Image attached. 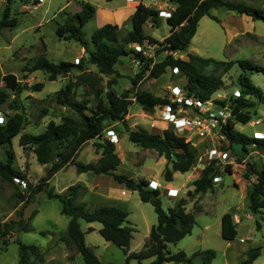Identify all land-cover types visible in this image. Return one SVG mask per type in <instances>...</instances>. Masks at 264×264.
I'll use <instances>...</instances> for the list:
<instances>
[{
  "label": "rangeland",
  "instance_id": "1",
  "mask_svg": "<svg viewBox=\"0 0 264 264\" xmlns=\"http://www.w3.org/2000/svg\"><path fill=\"white\" fill-rule=\"evenodd\" d=\"M227 1L243 3L264 11V0ZM32 2L33 0H12L9 6V17L16 21V25L0 32V91L9 94L8 100L0 108L1 118L5 122L14 114L23 117L22 130L12 139L11 146L0 147V162L5 161V149L11 148L15 155L12 168L15 171H21L26 178L23 181L26 186L23 188L15 181L17 179L11 183L0 177V224L11 222L15 224L19 221L22 225L27 221L30 223L28 232H18L19 227L11 225L14 234L0 237V264H19L16 240L26 245L36 246L43 255V264H84L79 254L73 249H66L59 241L67 229L69 219L60 214L61 205L57 200L47 198L48 190L61 194L69 186L79 184L85 191H81L78 203L84 204L89 209L115 206L127 211L128 224L134 230L128 248L131 252H137L143 248L150 228L157 223L153 207L148 203H142L137 192L129 191L121 184V188L116 187L117 183L112 178L100 175L96 181L100 182L101 187L99 186L97 190L102 191L103 194H98L96 191L94 193L91 186L95 175L77 174L73 166H67L56 173L45 190L34 196L33 203L27 206L20 203L17 194L26 197L29 186L32 188L38 184L50 165H40L29 149H22L18 145L19 136L40 134L49 123L59 124L64 116L77 119L74 112L58 104L55 98V93L69 83L74 85L75 100L87 101L91 109L97 104L95 93L98 91L101 92L100 98L103 102H106V94L110 91L117 97L126 93L130 105L123 121H104L101 136L86 143L75 160L84 164L95 163L101 153L95 145L105 144L109 141L108 133L113 132L118 139L114 144L115 153L121 161L116 174L125 175L136 181L145 180L148 183L157 180L160 185L159 199L165 211L173 208L177 201L185 200L186 212L193 215L195 225L189 236L175 245L167 246L170 253L183 251L187 256H191L197 251L212 250L215 258L211 264H225V262L243 264L247 259L245 252L259 247L256 264H264V255L261 254V250H264V209L257 216L249 211L247 194L250 186L243 182V180H251L243 176L245 163L264 166V149L252 147L244 153L240 146L228 145L225 138H221V131H216L210 138H201L195 130H192L185 139L194 148L197 156L196 163L188 173L175 174L173 184L176 186L183 184V186L176 197H168L163 188L165 180L162 175L165 166L160 163V160L158 161L157 153L142 149L130 142L126 131L143 129L150 134H162L164 130L173 129L178 134L179 131L171 123L165 122L156 108L153 112H145L136 103L134 95L147 92L170 101L173 97L171 89L174 86L182 87L185 82L183 77H175L173 71L166 69L165 73L158 78H152L149 75L150 69L153 65L162 62L166 54L157 46L149 45L129 46L128 49H132L133 53L119 59L112 75L99 74L94 66L86 63L87 56L83 48L74 41H64L62 36L58 37L56 34L57 27L63 24L66 18L58 13L65 9L70 14H81V2L95 9L93 17L82 28L83 38L88 41L95 30L106 24L116 25L120 36H124L131 29V16L127 15L128 10L125 9L132 10L133 13L140 2L151 9L170 13L173 6L168 0H111L109 2L106 0H39L37 5H33ZM6 6V0H0V18ZM121 11L124 13L120 14ZM159 17L161 23L158 28L146 24L144 30L148 36L161 42L169 34V27L165 22L166 18L160 15ZM213 18H216L218 22ZM138 53L139 58L136 56ZM188 54L217 61L248 60L255 66L264 68V22L253 21L250 17L240 16L224 9L211 10L209 16L201 18L198 22L196 33L188 49L185 52L174 53L173 58L186 61ZM41 56L55 64L64 61L76 65L82 62L83 68L82 70L71 69L68 74L57 77L53 82H48V75L40 71L27 74L24 78L26 73L23 69L29 67ZM146 64L148 70L144 69ZM205 72L210 73L211 68H207ZM6 74L14 75L21 85L30 87L37 83H44V88L39 92L24 90L16 95L9 92L1 80V77ZM239 75L241 72L236 65L223 75V87L212 97L215 104L218 101L227 100L233 90H238ZM247 76L264 96V76L254 71L247 72ZM255 109L256 113L252 115L251 123L259 119L260 124L254 126H250L249 123L236 124L234 131L247 137H253L252 135L256 132H264V97L257 103ZM177 113L178 117L187 115L192 119L196 116V112L192 109L186 113L180 111ZM210 147L230 150L235 158L232 159L234 165H229L232 167L231 173L228 174L225 171V165H215L217 175L222 182H212L211 190L189 196L187 191L193 190L191 185L193 177H199L204 169L207 162L205 154ZM162 160L164 161L163 158ZM33 211H36V215L29 220ZM224 214H233L239 219L235 226L236 237L233 241L228 242L221 237V218ZM256 221L261 225L259 231L256 229ZM79 224L84 233L87 228H93L92 232L84 235L85 244L92 249L101 263L125 264L122 251L105 242L98 234L101 228L98 223L87 224L80 220ZM70 257L73 259L70 260Z\"/></svg>",
  "mask_w": 264,
  "mask_h": 264
},
{
  "label": "trees",
  "instance_id": "2",
  "mask_svg": "<svg viewBox=\"0 0 264 264\" xmlns=\"http://www.w3.org/2000/svg\"><path fill=\"white\" fill-rule=\"evenodd\" d=\"M6 2L7 6L3 9L0 18V32L16 25V21L9 17V6L12 0H6ZM168 2L173 6V10L165 19L169 27V34L161 42L148 36L144 30L146 24H150L153 28L159 27L161 23L159 11L151 9L141 2L135 7L131 16L130 31L122 37L116 25L106 24L95 30L90 39L86 41L83 38L82 28L93 17L95 9L83 2L80 3L81 14H70L65 9L58 13V15L63 14L66 18L64 23L57 27L56 34L58 37L62 36L64 41H74L83 48L87 56L86 63L94 66L102 75H112L114 66L119 59L133 53L132 49H128L129 46H157L160 51L166 54V57L162 62L152 66L149 75L152 78H158L165 73L166 69L170 71L177 69L178 73L173 75L183 77L185 81L183 89L186 97L202 103L211 100L213 95L223 87V75L236 65L241 72L237 79L239 96L235 98L230 96L227 100L225 99L226 101L216 102L218 105L226 107L230 114L225 125L221 128V133L228 145L240 146L244 153H247L252 147L264 149V140L247 137L234 131L236 124L246 125L252 121L257 103L264 97L261 90L247 76V72L254 71L264 76V68L257 67L248 60L217 61L194 54H188L186 61L173 58L174 53L185 52L188 49L196 33L198 22L201 18L209 16L211 10L224 9L240 16L250 17L253 21L262 22H264V11L227 0H168ZM32 4H39V0H33ZM213 19L218 22L216 18ZM136 56L139 58L140 54L138 53ZM82 68V62L76 65L64 61L55 64L41 56L29 67H25L23 71L26 73L24 78L27 74L40 71L48 75V82H53L57 77L68 74L71 69L82 70ZM146 68L148 70L147 64L144 69ZM207 68H211L210 73L205 72ZM1 80L5 84V88L16 95L21 94L24 90L39 92L44 88V83H37L30 87L21 85L12 74L2 76ZM73 90L74 85L69 83L55 93V98L58 104L74 112L77 119L72 116H64L59 124L49 123L40 134L19 136L18 145L22 149H29L40 165H50L44 178L32 188L29 186L26 197L17 194L20 203H23V206L33 203L34 196L43 192L54 175L67 166H73L77 174L91 173L108 176L117 184L124 185L132 192H137L142 203L150 204L156 215L157 223L151 227L143 248L130 253L128 248L134 230L128 224L127 211L115 206H99L89 209L84 204L78 203L81 191H85L79 184L69 186L61 194L48 190L47 198L57 200L61 205L60 214L69 219L67 229L59 241L67 249H73L79 254L84 264L104 263H101L92 249L85 244V233L80 229V220L87 224H100L101 228L98 230V234L105 242L122 251L125 256V264H131V262H135V264H211L215 258V253L212 250L197 251L191 256H187L183 251L176 253L168 251V245H175L189 236L195 225L193 215L186 212V201L181 199L176 202L173 208L165 211L159 199V191L150 190L148 182L136 181L125 175L116 174L120 160L115 153L113 143L107 141L103 145H95L96 149L101 150L100 157L95 163L84 164L75 160L86 143L101 136L104 121H123L130 101L126 93L117 97L114 92L110 91L106 94V102H103L100 98L101 92L98 91L95 93L97 104L95 108L91 109L88 107L87 101L75 100ZM8 98V93L0 91V108ZM134 98L145 112H153L157 106L170 105L173 110H176L178 106L176 103H170L167 98L155 97L147 92L136 93ZM252 110L254 111L252 112ZM22 125L23 117L19 114H14L8 117L5 122L0 123V147H10L12 139L20 134ZM126 133L130 142L142 149L156 152L170 164V168L166 167L163 173L165 182H171L175 172L184 174L191 171L196 163L197 156L191 143L173 129L164 130L162 134H150L143 129L127 130ZM14 158L12 149H5V161L0 162V177L11 183L14 179L25 181L26 178L21 171H15L12 168ZM231 168L227 165L225 171L230 174ZM216 176L218 175L214 162L205 165L200 176L192 182L193 193H206L211 190L212 179ZM243 176L245 179L254 178L247 194L248 209L253 215H260L261 210L264 209V166L245 163ZM187 195L191 196L192 193L189 191ZM35 215L36 211H33L29 220L33 219ZM11 225H17L18 232L30 231L28 221L24 225L20 221L15 224L13 222L3 223L0 224V237L14 234ZM256 229L258 231L261 229L258 221H256ZM92 231L89 228L87 232ZM220 234L225 241L229 242L235 239L236 229L230 214L222 216ZM16 243L19 264H43V255L36 246L23 244L19 240H16ZM259 250V247L250 249L243 264H250L256 260Z\"/></svg>",
  "mask_w": 264,
  "mask_h": 264
},
{
  "label": "built area",
  "instance_id": "3",
  "mask_svg": "<svg viewBox=\"0 0 264 264\" xmlns=\"http://www.w3.org/2000/svg\"><path fill=\"white\" fill-rule=\"evenodd\" d=\"M159 15L163 18H167L169 16L168 12L159 11ZM78 62V61H77ZM176 75L178 73L177 69L172 70ZM172 100L170 103L178 104L177 109L173 110L170 105L165 106H157L156 109L161 113L163 120L165 122L171 123L176 130L179 131V135L183 137H187L190 131L195 130L196 134L201 138L211 137L214 135L216 131H221V128L225 125L227 118L229 117V110L226 107H222L218 104H215L212 99L208 102H199L194 99H190L186 97V93L182 87L174 86L171 89ZM232 97H238L239 91L237 89L233 90L230 94ZM215 105V107H213ZM192 109V111L196 112L195 118H189V116L185 115L184 117H178L177 112H184ZM199 114H198V113ZM0 123H3V119L1 118L0 113ZM260 120L257 119L251 123V125H259ZM109 142L116 144L117 140L115 134L113 132L108 133ZM221 138L224 136L221 133ZM253 138H257L260 140H264V133L256 132L253 135ZM206 165L214 162L215 165H234L232 159L234 160V155L231 154L230 150H222L217 147H210L205 154ZM243 164H241L242 166ZM244 167V165H243ZM245 168V167H244ZM18 182L23 188H25V182L15 180ZM213 183L222 182L221 179L216 176L212 179ZM148 188L150 190H159L160 185L155 181H150L148 183ZM166 195L168 197H176L177 191L168 190Z\"/></svg>",
  "mask_w": 264,
  "mask_h": 264
},
{
  "label": "crops",
  "instance_id": "4",
  "mask_svg": "<svg viewBox=\"0 0 264 264\" xmlns=\"http://www.w3.org/2000/svg\"><path fill=\"white\" fill-rule=\"evenodd\" d=\"M146 6V5H145ZM126 11L128 10V14L127 15H129V17L130 16H132V10H129V9H125ZM124 12H120V14H123ZM250 124V126H252L251 125V122L249 123ZM259 133H264V132H259ZM162 158L164 159V157H160V156H158L157 155V159H158V161L160 160V163L161 164H163L164 166H165V168L166 167H169L170 168V164H168L167 163V161L164 159V161L162 160ZM162 160V161H161ZM120 165H121V161H120ZM165 170V169H164ZM176 173H178V172H175V173H173V175H172V181L171 182H165V184H164V186H163V188H164V191H165V194L167 193V191L168 190H173V191H177L178 192V194H180V192H181V188H182V186H183V184H180L179 186H176V185H174L173 184V182H174V179H175V174ZM188 173V172H187ZM81 174H86V173H81ZM88 174V173H87ZM91 174V173H90ZM98 176V177H97ZM99 176L100 175H95V177H93L92 178V181L94 180V183L92 184V186H91V188H93V191H94V193H95V191L98 193V194H103L102 193V191H100V190H97V189H99V183L100 182H97L96 180L99 178ZM163 176V175H162ZM194 178V180H196L197 178H198V176L196 177V176H194L193 177ZM190 179V178H189ZM192 179V178H191ZM251 180L250 181H248V180H243V182H245L247 185H251V183L250 182H253L254 181V178H250ZM151 180H153V179H151ZM193 180V181H194ZM145 181V180H144ZM153 181H155V182H157L158 184H159V182L157 181V180H153ZM192 181V182H193ZM192 182H191V185H192ZM121 186H123V185H121ZM121 186H120V184H116V187H119V188H121ZM101 187V186H100ZM193 187V186H192ZM194 189V188H193ZM130 191V190H129ZM188 192V191H187ZM190 192L192 193V194H194L193 193V190H190ZM231 218H232V222H233V224H234V226H236V224L238 223V221H239V219H238V217L236 216V215H233V214H231ZM234 219V220H233ZM91 224V223H90ZM100 225V224H99ZM101 226V225H100ZM236 228V227H235ZM88 229L89 228H87V231H88ZM90 229H92L93 230V228H90ZM151 229V228H150ZM85 232V234L86 233H88V232ZM150 232V231H149ZM90 233V232H89ZM149 235V234H148ZM148 237V236H147ZM63 244V243H62ZM64 245V244H63ZM65 246V245H64ZM66 248V247H65ZM67 249V248H66ZM130 253H131V251H129ZM247 251L245 252V255H247ZM125 257V256H124ZM212 263V262H211ZM257 263V259L254 261V262H252L251 264H256ZM225 264H228L227 262H225Z\"/></svg>",
  "mask_w": 264,
  "mask_h": 264
},
{
  "label": "water",
  "instance_id": "5",
  "mask_svg": "<svg viewBox=\"0 0 264 264\" xmlns=\"http://www.w3.org/2000/svg\"><path fill=\"white\" fill-rule=\"evenodd\" d=\"M261 254L264 255V250H261Z\"/></svg>",
  "mask_w": 264,
  "mask_h": 264
}]
</instances>
